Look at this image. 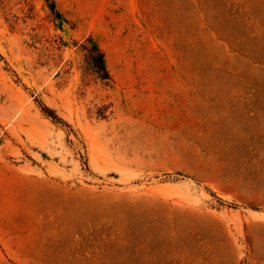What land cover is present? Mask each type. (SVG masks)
Segmentation results:
<instances>
[{"label":"rangeland","instance_id":"rangeland-1","mask_svg":"<svg viewBox=\"0 0 264 264\" xmlns=\"http://www.w3.org/2000/svg\"><path fill=\"white\" fill-rule=\"evenodd\" d=\"M255 212L264 0H0V264H264Z\"/></svg>","mask_w":264,"mask_h":264},{"label":"trees","instance_id":"trees-1","mask_svg":"<svg viewBox=\"0 0 264 264\" xmlns=\"http://www.w3.org/2000/svg\"><path fill=\"white\" fill-rule=\"evenodd\" d=\"M89 56L91 57V61L97 71L100 73L102 78H107L108 73L104 66V61L102 58V54L96 49V47H92Z\"/></svg>","mask_w":264,"mask_h":264},{"label":"bare ground","instance_id":"bare-ground-1","mask_svg":"<svg viewBox=\"0 0 264 264\" xmlns=\"http://www.w3.org/2000/svg\"><path fill=\"white\" fill-rule=\"evenodd\" d=\"M255 214L257 215V213H256V212H255ZM261 215H263V214H261V213H260V214H259V215H257V216H261ZM263 216H264V215H263ZM263 216H262V217H263Z\"/></svg>","mask_w":264,"mask_h":264}]
</instances>
